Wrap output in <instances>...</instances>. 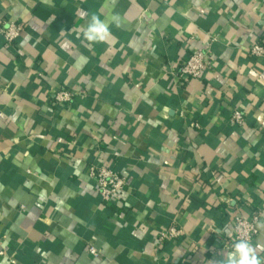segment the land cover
Wrapping results in <instances>:
<instances>
[{
    "label": "crops",
    "instance_id": "crops-1",
    "mask_svg": "<svg viewBox=\"0 0 264 264\" xmlns=\"http://www.w3.org/2000/svg\"><path fill=\"white\" fill-rule=\"evenodd\" d=\"M93 13L120 16L105 43L77 38ZM9 22L22 31L0 33V264H216L235 208L263 210L264 246V56L250 52L264 0H0ZM208 47L212 67L183 81L180 61ZM60 89L72 104L51 101ZM92 162L127 178L117 201ZM173 222L184 235L161 242Z\"/></svg>",
    "mask_w": 264,
    "mask_h": 264
},
{
    "label": "built area",
    "instance_id": "built-area-1",
    "mask_svg": "<svg viewBox=\"0 0 264 264\" xmlns=\"http://www.w3.org/2000/svg\"><path fill=\"white\" fill-rule=\"evenodd\" d=\"M22 26L15 22H9L0 26V33L4 37L7 44L12 45L21 35ZM252 55L260 57L264 56V43L261 40H256L250 47ZM212 67V52L208 47L205 50H196L186 58L182 59L179 64L178 74L183 81L188 79H199L204 72ZM51 101L60 105H70L75 98L74 92L67 89H60L52 92ZM234 124L243 125L245 116L242 110L236 109L231 118ZM199 127V123L195 124ZM89 176L94 183V186L104 202L110 203L117 201L119 196L129 189V182L127 178L122 175L112 165L106 163L92 162L89 166ZM225 209L226 213L230 215L229 209ZM233 222V243L239 239H248L252 245L255 243V235L257 232V225L263 218V210L255 209L249 215H244L238 209L231 211ZM184 235L182 226L173 222L164 228L160 234V241L180 239ZM89 252L93 256L98 255V251L94 246L89 247ZM1 255L5 252L1 251ZM12 263H16L14 257L10 258Z\"/></svg>",
    "mask_w": 264,
    "mask_h": 264
},
{
    "label": "clouds",
    "instance_id": "clouds-1",
    "mask_svg": "<svg viewBox=\"0 0 264 264\" xmlns=\"http://www.w3.org/2000/svg\"><path fill=\"white\" fill-rule=\"evenodd\" d=\"M119 14H113L109 19H102L98 14H91L78 31L77 38L88 44L105 43L112 37V25L119 26ZM72 31V30H71ZM67 46V45H65ZM45 193L41 192L40 200L45 198ZM41 257H47L48 253L43 249H36ZM264 246L254 247L248 239L235 241L230 250L223 254V258L216 264H264Z\"/></svg>",
    "mask_w": 264,
    "mask_h": 264
}]
</instances>
